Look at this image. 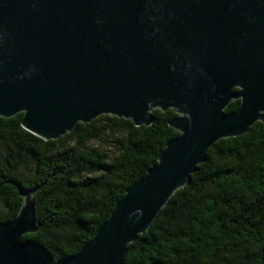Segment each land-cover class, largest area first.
<instances>
[{"label": "water", "instance_id": "1", "mask_svg": "<svg viewBox=\"0 0 264 264\" xmlns=\"http://www.w3.org/2000/svg\"><path fill=\"white\" fill-rule=\"evenodd\" d=\"M240 101L230 113L225 109ZM174 110L179 132L75 255L40 243L34 195L0 222V264H125L221 139L264 123V0H0V117L57 140L109 115L136 127Z\"/></svg>", "mask_w": 264, "mask_h": 264}, {"label": "trees", "instance_id": "2", "mask_svg": "<svg viewBox=\"0 0 264 264\" xmlns=\"http://www.w3.org/2000/svg\"><path fill=\"white\" fill-rule=\"evenodd\" d=\"M152 116V125L136 127L103 115L49 141L22 128L23 114L0 117V222L20 210L17 186L37 189L35 220L42 226L23 240L43 245L54 261L75 255L180 135L169 126L174 110ZM125 264H264V123L209 149L129 245Z\"/></svg>", "mask_w": 264, "mask_h": 264}]
</instances>
